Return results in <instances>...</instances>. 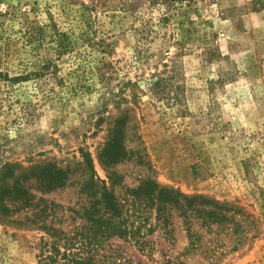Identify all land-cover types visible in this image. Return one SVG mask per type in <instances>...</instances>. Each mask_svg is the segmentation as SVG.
Instances as JSON below:
<instances>
[{
	"label": "rangeland",
	"instance_id": "obj_1",
	"mask_svg": "<svg viewBox=\"0 0 264 264\" xmlns=\"http://www.w3.org/2000/svg\"><path fill=\"white\" fill-rule=\"evenodd\" d=\"M115 130L136 154L113 165L117 195L149 177L233 214L173 210L150 253L114 237L122 255L264 264V0H0V264H40L28 215L83 200L81 148L108 179L99 151ZM49 164L63 184L45 186Z\"/></svg>",
	"mask_w": 264,
	"mask_h": 264
},
{
	"label": "trees",
	"instance_id": "obj_2",
	"mask_svg": "<svg viewBox=\"0 0 264 264\" xmlns=\"http://www.w3.org/2000/svg\"><path fill=\"white\" fill-rule=\"evenodd\" d=\"M17 78L19 77H15ZM162 81L160 78L152 84L153 89L161 95L165 93V86L159 88ZM121 130H115L99 151V158L108 171V179L97 175L90 152L81 148V163L89 171L80 186V191L86 194L83 195V200L70 207L43 201L44 204L37 211L28 215L29 222L36 224L45 233L38 255L40 264H139L120 253V246L115 243L114 237L133 243L140 251L150 253L151 242L148 237L157 228L164 232L169 230L173 210L186 216L188 210L189 213L199 212L205 210L203 204L209 203L207 206L212 205L213 208L205 212L210 221L221 223L228 216L232 219L233 214L228 215L226 209L222 210L224 205L206 201L202 196L182 194L171 186L159 185L149 177L141 179L135 187L126 188L123 197L117 195L114 187L119 184L121 175L113 165L129 156L136 157V154H131L122 144ZM141 158L139 156L137 160ZM3 167L10 168V163L5 162ZM42 171L46 173L45 186H50L51 183L55 186L63 184L68 178L66 168L53 164L47 165ZM23 194L24 191L18 189L16 195ZM23 196L21 200L28 203L29 199ZM49 205L67 209L77 223L66 229L63 225L64 212L61 211L60 217H57L58 211L55 213ZM164 264H171V261L167 259Z\"/></svg>",
	"mask_w": 264,
	"mask_h": 264
}]
</instances>
